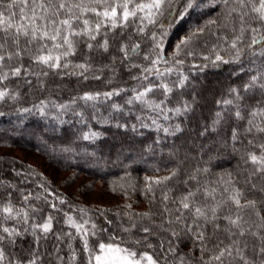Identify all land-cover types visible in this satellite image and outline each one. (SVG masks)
Instances as JSON below:
<instances>
[{
  "label": "trees",
  "instance_id": "obj_1",
  "mask_svg": "<svg viewBox=\"0 0 264 264\" xmlns=\"http://www.w3.org/2000/svg\"><path fill=\"white\" fill-rule=\"evenodd\" d=\"M203 5L171 28H167L162 18L161 23L167 28V35L162 38L159 24L149 26L143 35L129 29L132 40L127 43L141 44L140 54L133 57V62L142 67L150 64L143 60L145 54L155 58L156 52L160 51L154 47L152 34L155 32L157 41H162V55L168 63L161 62L157 67L161 71L171 68L172 72L159 79L152 75L148 81L133 80L131 77L139 76L140 69L129 70L126 64L121 63V54L115 53L117 59L114 65L107 54H104V58L97 56L92 61V71L86 73L89 76L87 80L68 75L50 74L39 79L29 75L26 79L32 81L31 85L17 78L0 85L7 86L11 93L17 95L15 100L6 98L0 102V112L4 113L0 116V148L18 149L24 157L33 154L42 159L41 167H35L15 155L0 154V207L10 202L15 208L23 207L29 214L28 224L22 220L20 223H6V226L15 227L23 233L15 238V245H4L10 259L18 258L24 264L32 258L37 259V264H70L74 250L77 259L72 264H87L88 256L83 252L82 241L75 229L66 223L67 216L78 223L87 220L85 229L90 232L91 225H96V235L89 236V244L94 248L101 241L113 242L138 253L149 252L162 257L161 243L167 249L172 240L171 230L181 229L178 224L167 223V220H175L179 215L176 212L179 205L172 203V200H178L189 190L216 188V199L219 200L223 187H231L227 183L231 180L232 185L244 191L246 199L264 200V194L254 192L251 184H246L250 176L257 187L264 184V180L252 176L258 165H254L249 158L250 154L261 155L259 145L264 144V135L250 134L245 130L251 118L249 113L254 108L264 107V91L259 87L248 91L244 89L250 77L257 74L252 60L259 64L264 58L251 57L246 51L238 63L215 61L216 54L232 59L234 50L230 48V43L234 33L230 28L209 24L213 20L221 25L224 23L226 6L222 0H203ZM205 26L203 35L182 49L177 57L183 63H174L172 54L179 41ZM223 37H227V40ZM189 51L193 55H187ZM79 60L82 57L77 62ZM23 64L33 71L40 70L39 66L31 65L27 57ZM103 65L109 67L103 68ZM93 76H100V79H93ZM182 77H187V80L183 87H177ZM39 80L45 81L44 88L39 87ZM149 81L154 84L167 83L173 89L167 97L162 89H156L146 97L155 103L163 101L161 107L168 119H164V113L159 110L153 111L139 102L126 103L133 95L132 89L140 91V85H147ZM121 88L124 91L120 95L111 99L101 96L94 102L95 106L93 102L86 105L84 101L77 100L69 110L57 108V105L69 104L73 97L82 96L85 92L103 93ZM231 89L238 91L233 93ZM237 95L242 99L237 101ZM225 100H233L234 103L226 105L223 103ZM41 101H44V105H41ZM113 104L118 105L120 110L116 111ZM185 106L187 111H183ZM177 107L182 109L179 115L170 111ZM41 108L44 115H41ZM238 109L243 119L236 117ZM217 112L221 113L220 122L214 124L218 119ZM153 120L156 124H153ZM177 125L181 131L169 134L174 132ZM164 128H168L169 133H165ZM93 132L97 133L96 139H84L85 135ZM250 140L252 143H249ZM174 170L177 171L175 177L165 184L152 185V193L147 191L146 177L169 176ZM59 174H63V177H54ZM193 176L195 179H192ZM77 179L80 180L78 190L86 191L85 183H99L105 193L116 198V203L94 204L66 191L65 188ZM169 189L167 206L171 209L170 215L163 214L162 199L163 193ZM25 196H29L27 201L24 200ZM197 199L204 202L202 191ZM211 202L209 199L208 203ZM129 204L131 208L126 207ZM227 211V208L224 209L225 213ZM145 212L156 215L151 219L136 215ZM125 213H130L132 219ZM48 217L52 218V232L47 239L41 236L37 243L30 226L33 223L42 224ZM134 222L136 228H131L130 232L124 231ZM186 222L190 224L192 221L189 219ZM161 223L169 231L159 228ZM143 227H149L153 234L144 233ZM25 229L28 231L25 232ZM208 232L211 233L210 227ZM69 233L71 235H67ZM36 235H41L39 230ZM220 235L223 236V233ZM57 236L61 239L57 240ZM181 236L182 239L174 240L172 244L178 245L180 251L188 256H198L199 252L193 248L195 241L187 238L183 232ZM111 237H115V240H111ZM248 239L251 241L252 238ZM137 240L139 244L134 243ZM148 243L153 247L148 248ZM69 244L72 245L71 249Z\"/></svg>",
  "mask_w": 264,
  "mask_h": 264
},
{
  "label": "snow or ice",
  "instance_id": "obj_2",
  "mask_svg": "<svg viewBox=\"0 0 264 264\" xmlns=\"http://www.w3.org/2000/svg\"><path fill=\"white\" fill-rule=\"evenodd\" d=\"M226 6L223 14L224 23L221 25L218 21H209V24L217 25V27L230 28L234 33L230 48L234 50L231 60L225 59L220 54H216L215 61L221 63L240 62L241 57L246 54L251 57L264 58V0H222ZM203 0H0V85H5V81L12 78L22 79L24 83L31 85L32 81L26 79L29 75L40 77L57 76H78L84 80L89 79L86 73L92 71V61L97 57L104 58V54L111 59L113 65L116 62L119 53L122 64H126L131 68H139L140 75L132 76L133 80L148 81L149 77L155 75L158 79L170 74L171 68H165L161 71L157 65L161 62L168 63L162 55L161 42L157 41V34H152V40L155 42L154 47L160 49L155 54V58L145 54L144 61H149V66H141L133 62V57L140 54L141 44L127 41L132 40V29L137 35H143L149 26L160 25L161 38L167 35V28L182 22L185 17L190 15L192 11L202 8ZM164 18V23H161ZM238 20V26H237ZM204 28L196 29L189 35L182 38L175 46L172 54V60L176 64H182L183 60L177 59L182 49L190 45L195 39L203 35L206 30ZM246 34L248 42L245 43ZM222 39L227 40V37ZM114 50V51H113ZM187 55H193L187 52ZM27 57L31 65L39 66V71H33L23 64L24 58ZM77 62L78 58H81ZM208 59V57H204ZM214 61V63H215ZM252 63L257 67V74L250 77V81L244 85L245 91L251 88L259 87L264 91V59L257 64L256 60ZM108 68L109 65H103ZM93 79H100V76H93ZM187 77L179 80L177 87H183ZM39 87H45V81L39 80ZM142 90L132 89L133 95L126 103L132 104L139 102L151 110H159L164 113L161 107L163 101L155 103L146 99L150 93L156 89H162L165 97L172 92V88L167 83L154 84L151 81L147 85L141 84ZM124 89L106 91L103 93L85 92L82 96L73 97L69 104L57 105L58 109L69 110L71 105L77 103V100L88 102L98 101L101 96L111 99L113 96L120 95ZM233 93H237V89H231ZM15 100L16 94L10 92L7 86L0 87V102L5 99ZM242 99L237 95L236 100ZM224 104H233V100H225ZM44 105V101H41ZM116 111L120 108L118 105L112 106ZM185 106L183 111H187ZM28 112L30 109H23ZM175 114H181L180 107L175 108ZM41 115H44L43 108L40 109ZM81 115V113H76ZM4 113L0 112V116ZM237 118L243 119L239 109L235 113ZM217 120L213 123L220 122L221 113H216ZM251 117L247 121V133H255L264 135V107L254 108L250 113ZM168 119L166 113L163 116ZM153 124L156 121L153 120ZM146 126V125H145ZM159 128V125H157ZM165 133H169L168 128H164ZM179 125L176 126L174 135L180 132ZM204 133H201L203 135ZM97 133L85 135L84 139H96ZM236 138V132L233 131V139ZM249 143H252L250 140ZM262 150L261 155L250 154L249 158L254 165H258L252 176L257 179L264 180V144H260ZM261 174V175H258ZM177 175V171H172L169 176L148 178L146 177L147 191L153 192L152 185L165 184ZM192 179H195L193 176ZM231 187H223L220 193L221 199H216V188L189 190L183 194L178 200H172L177 204L176 212L179 213L175 220H167L168 224H178L181 226L180 231L172 229L170 232L172 240L169 241L167 249L164 243L160 245L163 256H154L149 252L138 253L137 251L122 247L120 244L113 242H99L96 247L89 244V236L96 235V225L92 224V231L85 229L84 220L78 223L71 216H67L66 223L75 229L79 235L83 252L87 254V264H264V200L246 199L242 189L232 185L231 180L227 182ZM246 184H251V190L264 194V184L257 187L252 177L246 179ZM169 191L163 193V214H171V209L167 204L169 201ZM204 196V202L198 201L197 197L201 193ZM226 194V195H225ZM29 196H25L27 201ZM209 199L212 201L208 203ZM64 203L63 200L60 201ZM53 208L56 206L53 204ZM131 208V205H126ZM228 209L225 213L224 209ZM36 209H33L35 211ZM85 212L84 209H80ZM124 215L132 219L130 213ZM142 219H151L156 213H137ZM254 217V218H253ZM191 219V223H187ZM24 224L29 222V214L23 207L15 208L10 202L0 207V264H24L23 260L18 258H9L6 255L4 245H15L16 237L22 236L23 233L15 228L8 227V221H16ZM223 221V223H220ZM110 223V221H109ZM31 231L35 238V242H39L41 236L48 238V234L52 232V218L48 217L42 224H31ZM134 222L130 228L124 231L130 232L131 228H136ZM164 231V224L158 225ZM211 228L209 234L208 228ZM39 230L41 235H36ZM25 232L28 229L24 230ZM142 231L148 235H152L149 227H143ZM189 239L195 241L193 248L199 252L198 256H188L182 253L178 245H173L172 241L182 239L181 233ZM223 233V236L220 234ZM67 235H71L70 233ZM251 237V241L248 239ZM57 240L61 237L57 236ZM115 240V237H111ZM147 239V236L144 238ZM134 243L139 244L140 241ZM68 247L71 249L72 245ZM148 248H152L151 243L147 244ZM192 249H190V252ZM251 252V254H249ZM171 257V259L169 258ZM62 259L61 257H57ZM77 254L73 250L70 257V264L75 262ZM27 264H37V259L32 258Z\"/></svg>",
  "mask_w": 264,
  "mask_h": 264
},
{
  "label": "rangeland",
  "instance_id": "obj_3",
  "mask_svg": "<svg viewBox=\"0 0 264 264\" xmlns=\"http://www.w3.org/2000/svg\"><path fill=\"white\" fill-rule=\"evenodd\" d=\"M12 154L15 155L17 157H19L22 161H26L27 163H29V165H33L35 167H41L42 162H40V157L31 154L30 157H24L23 153L18 150H7L4 148H0V154ZM42 161V159H41ZM39 165V166H38ZM42 168H45V170L47 169L46 166H43ZM47 171V170H46ZM49 171V170H48ZM47 171V172H48ZM63 174H59L57 176H54L56 178H60L63 177ZM80 180L77 179L76 181H74L73 183H71V185L69 187H66L65 190L72 193L73 195H76L77 197H80L81 199H84L88 202H93L95 204V202L97 203H106V204H112L114 205L116 203V198L108 195L107 193H105L104 187L101 186L99 183H92L91 185H88V183L86 184V191H82V190H78V184H79Z\"/></svg>",
  "mask_w": 264,
  "mask_h": 264
}]
</instances>
